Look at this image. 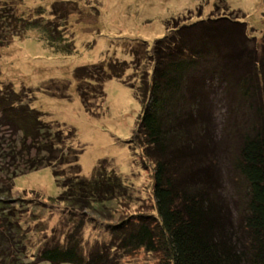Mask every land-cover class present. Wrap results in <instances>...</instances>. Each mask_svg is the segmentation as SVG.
I'll return each mask as SVG.
<instances>
[{"label":"trees","instance_id":"trees-1","mask_svg":"<svg viewBox=\"0 0 264 264\" xmlns=\"http://www.w3.org/2000/svg\"><path fill=\"white\" fill-rule=\"evenodd\" d=\"M21 3L0 0V52L14 39L37 31L39 41L54 54L70 57L76 53L74 41L66 36V25L59 22L63 16L56 22L46 21L45 9L39 8L35 17L25 18L18 14ZM59 5L71 6L67 14L77 11L75 2H58L54 15ZM219 23L221 30L215 29ZM196 30L216 42L200 36L193 41ZM223 34L224 40L218 42ZM150 52L153 71L149 85L141 79L144 107L131 146L140 152L145 167H153L154 209L133 215L129 222L107 224L113 236L110 243L88 249L82 237L73 233L66 242H48L37 255L39 260L47 264H119L124 256L145 251L157 254L159 264H264V37L258 48L245 23L220 17L180 24L156 39ZM235 52L236 56H230ZM230 59L234 64L227 62ZM244 60L254 63L249 67ZM98 68L100 75L110 78L111 72ZM96 69L84 67L75 74L83 106L92 115L104 103L106 81L93 84L91 75L82 78L81 73ZM222 88L236 91L255 116L248 126L236 124L232 130L241 146L230 166L246 186L239 201L224 196L215 174L216 170L222 175V169L216 165L213 169L214 154L204 145L205 136L213 132L211 122L218 121L217 117L211 121L218 106L224 102V110H231ZM92 98L100 101L97 108ZM31 100L11 83L0 86V203L7 205L17 177L44 168L53 169L63 189L50 206L64 204L76 212L97 214L101 207L125 198L123 178L109 169L107 161L99 163L91 178L82 176V151L74 145V129L46 121ZM234 202L232 209L230 203ZM4 205H0L3 211ZM8 220L6 217L8 227L0 236V260L25 264L19 258L22 241L9 232L15 223ZM75 229L79 231L77 226ZM75 229L73 232L82 233Z\"/></svg>","mask_w":264,"mask_h":264},{"label":"rangeland","instance_id":"rangeland-1","mask_svg":"<svg viewBox=\"0 0 264 264\" xmlns=\"http://www.w3.org/2000/svg\"><path fill=\"white\" fill-rule=\"evenodd\" d=\"M58 2H75L77 11L67 14L71 6L59 5L58 14L54 15ZM39 8L45 9L46 21L56 22L58 17H64L59 22L66 25V36L74 41L76 53L70 57L54 54L39 41L37 31L29 32L0 52V86L11 83L17 91L32 97L31 106L40 110L46 121L65 130L74 129V145L82 151L79 164L83 177L94 176L99 163L105 160L109 169L123 178L127 192L125 198L114 200L107 208L101 207L97 214L76 212L64 204L50 206L63 192L52 168L17 177L7 205L0 203L7 206L4 211L0 208V236L8 227L5 221L8 217V222L15 223L9 232L13 236L17 234L16 239L22 241L24 249L19 258L25 264H47L37 256L42 248L48 242H66L73 233L82 237L88 249L95 244L110 243L113 236L107 224L129 222L133 215L154 209L153 167L142 164L140 152L134 150L131 140L144 107L141 79L144 77L145 85H149L154 66L150 51L156 39L184 22L190 24L220 17L245 23L248 35L256 39L258 48H262L264 37V0H22L18 14L32 18ZM221 28L220 23L215 26L217 30ZM199 36L210 37L196 30L191 39L200 40ZM223 40L224 34L217 41ZM210 41L216 42L212 37ZM236 55V52L230 54ZM227 62L234 64L233 59ZM243 63L250 67L254 62L244 60ZM95 66L96 70L81 73L82 78L91 75L93 84L106 81L104 103L92 115L83 106L77 90L80 82L75 74L79 69ZM98 67L111 72L110 78L100 75ZM81 83L91 91L84 80ZM221 90L231 110H224V102L218 106L216 116H211V121L214 117L218 121L211 122L213 132L205 136L204 145H209V152L214 154L211 157L213 169L215 165L222 169V175L216 170L215 174L224 196L231 195L232 200L239 201L246 186L240 181V174L233 172L230 166L241 146L232 130L236 124L248 126L255 116L236 91ZM95 100L92 98V105L97 108L100 101ZM3 186L8 187V183ZM230 204L233 209L236 202ZM74 229L82 233L73 232ZM159 261L157 254L139 251L119 259V264H159ZM0 264L4 263L0 260Z\"/></svg>","mask_w":264,"mask_h":264}]
</instances>
